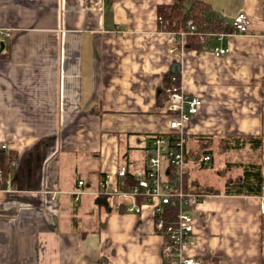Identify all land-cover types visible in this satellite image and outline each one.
Returning <instances> with one entry per match:
<instances>
[{
    "label": "crops",
    "instance_id": "1",
    "mask_svg": "<svg viewBox=\"0 0 264 264\" xmlns=\"http://www.w3.org/2000/svg\"><path fill=\"white\" fill-rule=\"evenodd\" d=\"M199 1L224 36L171 51L158 9L175 0H0V28L11 33L0 42V149L19 162L0 188V264H165L153 207L139 199L141 213L126 212L132 200L101 195L100 182L118 190L122 165L144 170L147 157L131 152L170 132L159 91L175 73L203 101L187 146L211 156L206 169L220 180L201 185L192 167H205L189 160L190 180L220 192L192 206L196 243L185 254L264 264V192L225 193L256 158L249 146L227 150L228 137H262L264 179V0ZM240 13L249 35L231 34ZM222 46L230 52L215 56Z\"/></svg>",
    "mask_w": 264,
    "mask_h": 264
},
{
    "label": "built area",
    "instance_id": "2",
    "mask_svg": "<svg viewBox=\"0 0 264 264\" xmlns=\"http://www.w3.org/2000/svg\"><path fill=\"white\" fill-rule=\"evenodd\" d=\"M251 20L246 13H240L233 21L231 34H251ZM198 35L202 39L207 35L199 30L198 25L191 19L186 29L165 31L166 42L174 49L183 50L186 47L187 35ZM11 36V33L0 28V42ZM221 39L224 34L216 35ZM230 52L229 47L222 46L214 49V55L219 57ZM165 106L163 112L170 115V132L154 135L146 145V166L136 174V185L125 189L123 179L128 175V166L122 165L118 176L119 189L110 190L109 179L100 182L103 196L116 195L132 200V204L125 207L126 212L141 213L143 204L153 207L154 227L160 235L165 237L163 254L165 264H203L198 256H187L185 249L196 243L195 217L192 206L200 203L209 194L190 192L185 189V171L188 162L185 159L187 130L186 124L200 111L203 101L200 97L186 93L182 86L181 74L171 76V83L164 87ZM3 150L6 149L4 145ZM209 156L196 157L194 162L204 167H210ZM11 167L19 164L18 160L8 156ZM2 172L0 170V177ZM83 180L78 182L83 186ZM78 194L83 193L78 191ZM141 199L143 204H138ZM124 205L116 203V209L121 211ZM175 209L177 217L170 221L169 210ZM261 212L264 214V195L261 202Z\"/></svg>",
    "mask_w": 264,
    "mask_h": 264
},
{
    "label": "trees",
    "instance_id": "3",
    "mask_svg": "<svg viewBox=\"0 0 264 264\" xmlns=\"http://www.w3.org/2000/svg\"><path fill=\"white\" fill-rule=\"evenodd\" d=\"M191 2L192 6L190 10L185 13L184 7L187 2ZM159 16L162 19V29L164 31H178L186 29L187 22L193 20L199 27V30L206 35L208 33H221L223 31L222 26L214 20H209L208 7L201 3L199 0H175L171 5H161L158 9ZM208 36L203 39L198 35H187L186 46L193 49H201L207 42ZM174 75V74H172ZM166 76L164 84L159 91L160 104L163 105L165 101L164 87H167L171 83V76ZM201 144L203 154H209L211 151L205 150L206 137L196 138ZM187 146V141H186ZM249 146L254 152H256V158L249 163H244V173L238 179L230 178L226 185L225 193L227 195H262L264 192V179L262 174L261 157L263 149L262 137H241L232 136L225 139V147L227 150H241ZM204 147V148H203ZM196 155H201V152L196 153L193 149L191 150L186 147L185 159L187 162ZM209 156V155H208ZM195 157V156H194ZM193 157V158H194ZM199 157V156H198ZM201 157H205L201 156ZM211 158V156H209ZM6 152L0 149V170L2 176L0 177V188L5 186L6 179L11 172V166L7 161ZM194 160V159H193ZM125 189H131L136 185V176L133 172H128V175L123 179ZM185 189L190 192H199L204 194H219L220 190L203 187L196 183V181L190 180V172L187 166L185 171ZM170 214L168 218L170 221L175 220L177 217L176 210H169Z\"/></svg>",
    "mask_w": 264,
    "mask_h": 264
},
{
    "label": "rangeland",
    "instance_id": "4",
    "mask_svg": "<svg viewBox=\"0 0 264 264\" xmlns=\"http://www.w3.org/2000/svg\"><path fill=\"white\" fill-rule=\"evenodd\" d=\"M147 138H148L147 136H144L142 138V141L140 142V144H138V146L143 145L144 141H146ZM121 154L126 155L127 150L123 149L121 151ZM131 155L134 156V159H133L134 162H135V160H137V158H138V160L144 161L145 157H146V150L143 149V146H141L137 149V151H132ZM217 159H218V162L219 161L221 162L222 161L221 155L218 154ZM200 167H192V172H193V175H195L199 178L201 185L205 186L206 183H211V182L220 183V180L218 178H216L215 176H213L214 173L211 169H206V167H205V169L204 168L201 169Z\"/></svg>",
    "mask_w": 264,
    "mask_h": 264
},
{
    "label": "water",
    "instance_id": "5",
    "mask_svg": "<svg viewBox=\"0 0 264 264\" xmlns=\"http://www.w3.org/2000/svg\"><path fill=\"white\" fill-rule=\"evenodd\" d=\"M3 46H4V43H1V47L3 48Z\"/></svg>",
    "mask_w": 264,
    "mask_h": 264
}]
</instances>
